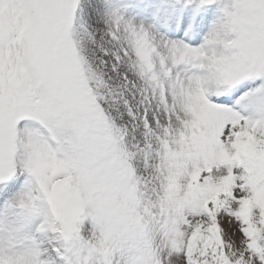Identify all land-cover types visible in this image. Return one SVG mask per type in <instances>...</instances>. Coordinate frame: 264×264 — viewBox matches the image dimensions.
<instances>
[{"label":"snow or ice","instance_id":"snow-or-ice-1","mask_svg":"<svg viewBox=\"0 0 264 264\" xmlns=\"http://www.w3.org/2000/svg\"><path fill=\"white\" fill-rule=\"evenodd\" d=\"M0 264H264V0H0Z\"/></svg>","mask_w":264,"mask_h":264}]
</instances>
